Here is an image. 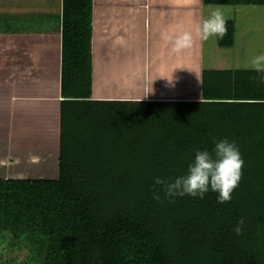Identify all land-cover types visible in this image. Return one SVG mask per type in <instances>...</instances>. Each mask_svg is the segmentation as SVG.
Segmentation results:
<instances>
[{"label": "trees", "instance_id": "16d2710c", "mask_svg": "<svg viewBox=\"0 0 264 264\" xmlns=\"http://www.w3.org/2000/svg\"><path fill=\"white\" fill-rule=\"evenodd\" d=\"M60 23L57 175L0 176V230L41 245L37 264H264V118L257 106L223 100L230 74L203 72V97L217 105L210 115L202 102L91 99V0H62ZM226 25L221 46L232 43ZM257 75L235 70L236 98L246 85L257 91ZM223 140L244 161L230 201L219 204L210 188L203 198L166 197L155 184L186 176L198 151L215 158Z\"/></svg>", "mask_w": 264, "mask_h": 264}, {"label": "crops", "instance_id": "0c3cea01", "mask_svg": "<svg viewBox=\"0 0 264 264\" xmlns=\"http://www.w3.org/2000/svg\"><path fill=\"white\" fill-rule=\"evenodd\" d=\"M235 4L244 3L91 0L88 97L194 101L197 107L202 102L206 103L202 112L210 115L208 107L217 105L203 97L202 76L204 70H213L219 79L230 74V86L226 81L222 84L225 90H231L224 101H243L246 108L257 106L263 119L264 72H258L257 91L253 83L246 85L237 91L242 97L238 99L234 92L235 70L253 69L251 66H204V56L218 60L229 53L228 49L234 59L239 24L228 15V8L227 13L223 12L222 5ZM61 9L62 0H0V168L12 166L14 173L9 176H33L31 172L33 177L57 175L42 173L57 172L58 165L60 106L65 99L61 92ZM216 10L232 22L231 44L221 46L218 37L212 36L211 41L210 37L207 41L196 40L192 48L175 51L173 43L165 39H174L182 31L195 38L197 25ZM206 44L212 45L209 53H204ZM171 75L174 87L162 79Z\"/></svg>", "mask_w": 264, "mask_h": 264}, {"label": "clouds", "instance_id": "9594fccd", "mask_svg": "<svg viewBox=\"0 0 264 264\" xmlns=\"http://www.w3.org/2000/svg\"><path fill=\"white\" fill-rule=\"evenodd\" d=\"M196 2L199 3V0ZM227 34L226 20L223 14L216 10L197 25L195 38L192 33L182 31L174 39L167 36L165 39L173 43L175 51H181L192 48L196 40L207 41L211 36L223 40ZM251 67L257 72H264V55L254 57L251 61ZM162 79H165L169 86H175L173 75L171 78ZM214 154L215 158L207 150L198 151L194 161L188 166L186 176L177 177L172 182L157 178L155 184L161 186L166 197L189 195L203 198L210 188L213 192L218 193L217 202L219 204L230 201L234 189L239 185L244 161L235 145L227 140L216 143ZM153 198L159 200V193L154 194ZM243 224L244 220L241 219L234 228L237 235L241 234Z\"/></svg>", "mask_w": 264, "mask_h": 264}, {"label": "rangeland", "instance_id": "374dc122", "mask_svg": "<svg viewBox=\"0 0 264 264\" xmlns=\"http://www.w3.org/2000/svg\"><path fill=\"white\" fill-rule=\"evenodd\" d=\"M43 1L50 2V0ZM227 8L229 11L226 10ZM222 10L225 13L229 12L228 15L234 17L236 24H239L236 35V46L233 50L234 59H232L230 55L232 50L228 49L229 53L222 54L221 59L218 60L216 58H206V56H204V66L250 67L252 59L262 55L264 52V7L258 4L245 3L235 4L233 6L222 5ZM211 40L212 38L209 39V41ZM210 46L212 45H204V53H209L211 51L209 50ZM215 48L218 49L217 46H215ZM218 51L221 52V50ZM185 113L186 112L183 114ZM1 152L2 148L0 146V153ZM0 156H2V154ZM7 167L8 165L5 167V170V168L1 166L0 173L2 175L6 174L9 176L10 173H14V169H11L12 166L9 168ZM55 171L54 169L52 172L42 174L55 176L57 174ZM31 175L34 176V172H31ZM39 250H41V245H38L33 239L28 237L22 239L17 236H12L8 230H0V259L9 260L11 262L24 261L29 264H37L39 261Z\"/></svg>", "mask_w": 264, "mask_h": 264}]
</instances>
